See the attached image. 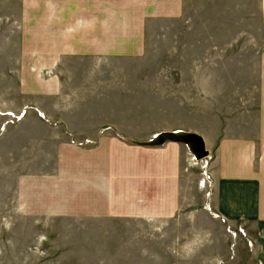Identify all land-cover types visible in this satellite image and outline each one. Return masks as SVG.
Masks as SVG:
<instances>
[{"label":"rangeland","instance_id":"obj_1","mask_svg":"<svg viewBox=\"0 0 264 264\" xmlns=\"http://www.w3.org/2000/svg\"><path fill=\"white\" fill-rule=\"evenodd\" d=\"M106 26L129 31L113 41ZM61 32L76 35L71 47ZM263 54L264 0H0V264H259L241 220L226 228L208 215L207 198L218 192L212 153L195 160L182 143L134 142L178 129L203 135L213 150L223 126L227 136L246 133ZM37 116L65 122L71 132L55 139L77 149L110 145L121 161L131 150L133 171L144 168L132 187H141L145 212L156 210L150 179L162 168L163 214L91 220L18 212L22 161L24 174L39 156L54 163L48 174L57 170L55 139L38 150L34 142L58 131L17 127ZM115 201L111 208L132 210Z\"/></svg>","mask_w":264,"mask_h":264},{"label":"crops","instance_id":"obj_2","mask_svg":"<svg viewBox=\"0 0 264 264\" xmlns=\"http://www.w3.org/2000/svg\"><path fill=\"white\" fill-rule=\"evenodd\" d=\"M75 23L71 25L78 26L80 24L78 19ZM106 28L115 30L112 33L113 41L122 39L129 31V26L121 28L106 26ZM59 36L66 44L65 48L71 47L69 42L71 38L76 37V35H68L64 32H61ZM262 62H264V54ZM259 93L255 121L246 125V133L227 136L224 130L225 126H223V136L220 137L221 139L214 149V145H212L213 150H210L203 135L194 133L203 138L206 150L212 153L209 169L213 175L210 184L213 188L218 189L217 193L212 194L211 192V197L207 198L209 204L207 202L206 210L210 211V214H207L211 219L223 223L226 228H231L234 223L241 220L246 225V233H249L257 244L259 264H264V79L260 80ZM34 120L35 122L24 120L23 123H17V127L19 128L23 124L29 125L28 122H32L33 125L58 131V134L54 136L51 133L37 137L34 142L36 150L40 148L41 142L46 145L49 139L53 140L55 137L61 139V137L68 136V131H70L68 125L59 119L50 120L37 116ZM250 121L248 120V122ZM179 131L183 130L177 129L172 132ZM98 134L95 130L93 139ZM57 138L52 142L55 150L49 152L51 158L55 155L57 160L55 164L57 170L55 169L54 173H47V167L52 168L54 165L47 159V156L43 155V158L39 156L34 162H29L28 174H24L26 170H23L26 168L27 162L22 161L23 169L18 170L21 177L16 180L18 212L39 213V215L54 213V215L60 214L61 216L91 220L118 218V215L127 217V215L132 216L133 213L139 216L147 213L148 217L158 220L160 214H163L162 211L158 212V206H160L158 201L164 198V193L159 194L158 191L163 184L162 174H159L162 168H155V171L157 170L156 179H150V184H154L155 180L154 209L156 210L145 212L140 206L144 204L142 201L144 193L141 191V187H132L133 180H137L135 175L139 171L141 175L144 168L140 165L142 169L133 171L135 167L131 166V150L124 151V154L128 152L129 156L128 158L124 156L121 161V153L114 147L110 149V145L102 151H98V147L77 149L66 142L64 143L63 139L57 141ZM98 143L97 140L93 145L97 146ZM101 158H103L102 162ZM19 165L18 160L17 166ZM101 177L106 179L102 185ZM76 181H79V186L78 183L75 184ZM115 200H119L122 206L130 205L132 210L124 207V213L111 208L114 202L116 203ZM105 204L108 206L106 213H101L103 211L101 206ZM235 244L237 247H245L243 239L235 240ZM231 246L233 247V245Z\"/></svg>","mask_w":264,"mask_h":264},{"label":"water","instance_id":"obj_3","mask_svg":"<svg viewBox=\"0 0 264 264\" xmlns=\"http://www.w3.org/2000/svg\"><path fill=\"white\" fill-rule=\"evenodd\" d=\"M166 141L173 143H182L187 145L190 153L195 157L196 160H202L208 158V151L205 148L203 138L194 132L179 131L172 132L166 131L158 133L157 136L146 142H135L136 144L143 146H154L160 145Z\"/></svg>","mask_w":264,"mask_h":264},{"label":"bare ground","instance_id":"obj_4","mask_svg":"<svg viewBox=\"0 0 264 264\" xmlns=\"http://www.w3.org/2000/svg\"><path fill=\"white\" fill-rule=\"evenodd\" d=\"M155 137H156V136H155ZM158 145H159V144H158ZM154 146H157V145H154ZM190 156L192 157V159H195V157H194V156H192V155H191V153H190ZM195 160H196V159H195Z\"/></svg>","mask_w":264,"mask_h":264},{"label":"built area","instance_id":"obj_5","mask_svg":"<svg viewBox=\"0 0 264 264\" xmlns=\"http://www.w3.org/2000/svg\"><path fill=\"white\" fill-rule=\"evenodd\" d=\"M234 234V233H233Z\"/></svg>","mask_w":264,"mask_h":264}]
</instances>
